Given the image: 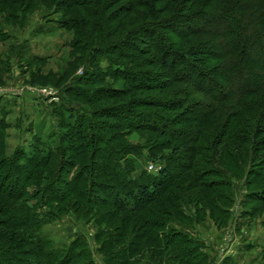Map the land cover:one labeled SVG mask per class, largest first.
I'll use <instances>...</instances> for the list:
<instances>
[{"label":"rangeland","instance_id":"rangeland-1","mask_svg":"<svg viewBox=\"0 0 264 264\" xmlns=\"http://www.w3.org/2000/svg\"><path fill=\"white\" fill-rule=\"evenodd\" d=\"M263 17L262 0H0V264H264ZM229 23L252 56L235 36L226 54ZM162 169L151 205L113 203L117 173Z\"/></svg>","mask_w":264,"mask_h":264},{"label":"trees","instance_id":"trees-1","mask_svg":"<svg viewBox=\"0 0 264 264\" xmlns=\"http://www.w3.org/2000/svg\"><path fill=\"white\" fill-rule=\"evenodd\" d=\"M264 1V0H262ZM201 21H204L202 19ZM205 22V21H204ZM261 25H264V17L261 19ZM231 26H228L229 28H233L232 30H229L225 34H222L225 37V42H224V50L227 55H233L236 53H239L238 48L239 45L237 41L242 42L244 45V53L242 57L246 55L252 56L253 54H248L246 52V47L248 46L247 39L248 37L246 36L247 28L246 26L240 27V33L237 36L236 29L233 27L231 23H229ZM218 29L223 28L222 25L216 26ZM234 30V31H233ZM235 36L236 39L233 38ZM260 36V35H259ZM257 37L255 40L256 43L257 41L261 38L262 42H264V37ZM254 37V36H253ZM252 37V38H253ZM250 38V37H249ZM251 39V38H250ZM232 49H236L235 51ZM258 56V55H256ZM230 64H233L230 62ZM179 69H185L183 66H180ZM181 72V70H179ZM179 72V73H180ZM200 79L197 80V86H200ZM117 182H118V187L116 188L117 193L120 194V196H115L113 197V203L115 205H123L127 204L130 205V211L135 212V211H140L142 208H145L149 205H151L157 198H159L170 186V180H171V172L167 169H162L160 173L157 176H147L145 179L141 181H136V182H129L126 183L125 179L128 177L124 172L121 174L120 172L117 173ZM39 220V219H38ZM39 223V221H38ZM7 258V257H6ZM8 259V258H7Z\"/></svg>","mask_w":264,"mask_h":264}]
</instances>
